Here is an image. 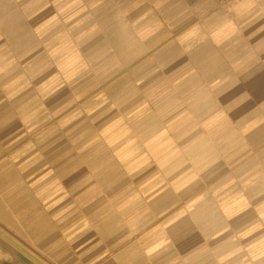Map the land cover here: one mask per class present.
Wrapping results in <instances>:
<instances>
[{
    "label": "crops",
    "instance_id": "obj_1",
    "mask_svg": "<svg viewBox=\"0 0 264 264\" xmlns=\"http://www.w3.org/2000/svg\"><path fill=\"white\" fill-rule=\"evenodd\" d=\"M0 264H264V0H0Z\"/></svg>",
    "mask_w": 264,
    "mask_h": 264
}]
</instances>
